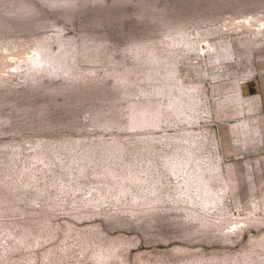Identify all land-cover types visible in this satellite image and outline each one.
<instances>
[{"label":"rangeland","instance_id":"obj_1","mask_svg":"<svg viewBox=\"0 0 264 264\" xmlns=\"http://www.w3.org/2000/svg\"><path fill=\"white\" fill-rule=\"evenodd\" d=\"M0 264H264V0H0Z\"/></svg>","mask_w":264,"mask_h":264},{"label":"trees","instance_id":"obj_2","mask_svg":"<svg viewBox=\"0 0 264 264\" xmlns=\"http://www.w3.org/2000/svg\"><path fill=\"white\" fill-rule=\"evenodd\" d=\"M180 33H181V29H175V31H173L174 39L179 37ZM143 106H145V104L141 105V108L143 109L144 113H146V110ZM137 113H138V110H137Z\"/></svg>","mask_w":264,"mask_h":264},{"label":"crops","instance_id":"obj_3","mask_svg":"<svg viewBox=\"0 0 264 264\" xmlns=\"http://www.w3.org/2000/svg\"><path fill=\"white\" fill-rule=\"evenodd\" d=\"M231 230V229H230ZM233 230V229H232Z\"/></svg>","mask_w":264,"mask_h":264}]
</instances>
